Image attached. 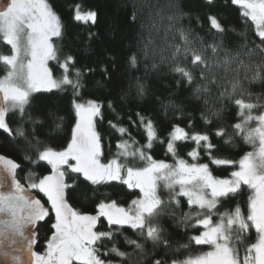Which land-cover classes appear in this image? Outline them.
I'll use <instances>...</instances> for the list:
<instances>
[{"label": "snow or ice", "instance_id": "1", "mask_svg": "<svg viewBox=\"0 0 264 264\" xmlns=\"http://www.w3.org/2000/svg\"><path fill=\"white\" fill-rule=\"evenodd\" d=\"M219 6L216 0H203L193 12L189 0H155L148 25H140L142 31L147 27L148 35L141 36L139 54L133 52L127 63L138 70L140 54L145 60L159 57L151 70L159 73L161 65H167L180 78L175 81L178 90L200 81L191 93L195 100L218 90L217 99L231 101L237 109L239 120L230 131L222 121L224 109L209 106L208 99L199 116L205 130H197L192 113L171 100L164 104L142 77L133 78L134 93L130 84L114 94L109 89L115 85L116 72L111 56L112 63L99 64L102 78L88 89L83 78L97 69L82 70L77 67L78 56L64 51L69 45L63 16L70 12L73 23L95 27L98 10H84L80 2L66 5L63 0H0V46L8 48L7 54L0 53L6 70L0 77V133L4 134L0 138V264H131L137 252H144L141 240L151 242L154 249L172 248L157 222L167 209L181 211L178 225H183L185 234L189 229L198 233L187 237L190 244L210 247L170 264H264V96L253 98L244 88L245 81L264 83V0H223V6L235 7L241 18L235 25L215 12ZM132 7L129 19L135 23V2ZM201 8L206 9L203 14ZM193 20L204 35L195 32ZM238 27L251 31L255 40L248 39V31L238 32ZM98 36L89 31L87 40ZM227 36L242 41L239 50L225 49L222 38ZM50 61L55 62L59 77ZM152 103L160 105L163 120L148 111ZM133 106L144 110L134 111ZM169 109L174 112L172 119ZM107 114L113 119L106 120ZM252 122L255 127H250ZM105 123L107 136L100 130ZM130 129L142 134L144 142L136 140ZM113 133L116 152L108 158L105 150L111 151ZM236 137L253 145L258 141V148L238 161L218 155L235 147ZM57 141L62 146H55ZM189 144L193 146L186 156L191 162L180 155ZM157 146L173 162L155 158ZM137 161L143 166H135ZM212 166L235 170L219 177ZM36 167L50 170L40 174L32 170ZM114 182L139 194L125 207L100 192ZM244 186L251 193L247 215L239 202L233 210L220 212L224 203L242 195ZM74 203L94 208L81 211ZM184 206L188 212L182 211ZM170 215L175 219L174 211ZM252 229L255 242L247 243L241 253L239 245ZM128 231L137 239L126 236ZM121 237L133 252L120 249ZM41 244L42 252L37 250ZM148 264L169 261L160 258Z\"/></svg>", "mask_w": 264, "mask_h": 264}, {"label": "trees", "instance_id": "2", "mask_svg": "<svg viewBox=\"0 0 264 264\" xmlns=\"http://www.w3.org/2000/svg\"><path fill=\"white\" fill-rule=\"evenodd\" d=\"M63 2L67 4H72L76 2H80L84 5V10L89 8L96 9L99 12V22L93 27L91 25H83L79 23H73L71 20V13L67 12L63 16V20L68 28V40L65 41L69 47L65 48L64 51L68 52L72 51L73 54L78 56L79 63L77 67H80L82 70H86V68H96L97 73L91 76H85L83 78V82L85 83L88 89H93L94 84L92 83L94 80H99L102 77L98 73L99 64H109L112 63L111 60L108 59L109 56L115 58L116 64V72H115V85H109V89L113 91V93H117L120 88L128 89L129 85H132V92L135 91V80L134 77H142V82L149 85L150 88H154L155 96L159 97L160 101L164 104H168L169 101H173L176 104H182L186 113H192L195 117L194 123L197 125V130H205L202 127V121L199 120L200 111L204 110V99H208L209 106L214 107V109L223 108L222 121L224 122V126L229 128L230 126L236 122H238L239 117L237 116V109L231 103V101H219L217 99L218 90H212V96L210 97H201L199 100H195L191 98L192 90L197 86L200 81H197V84L191 85V87L186 84L181 89H177L175 85V81L180 79L178 76L171 74L168 70L167 65H161V70L159 73L153 72L151 70V64L153 62L159 63V57L153 61L151 58L145 60L143 55L140 54V64L138 70H133L129 68L127 63V57L130 56L133 52L139 54L138 41L141 36L147 37L148 30L147 27L142 31L140 25L143 23L148 25V16L150 12V7L155 3V0H63ZM133 2L137 5L138 11V20L134 23L129 17L133 11ZM189 3L192 6V11H197V6L203 3V0H189ZM216 3L220 5L215 12L223 15L226 18V21L230 25H235L240 21L239 14L235 7H224L223 0H216ZM201 14H203L206 9H199ZM185 26L189 25V21H184ZM192 27L195 29V32L204 35V29L196 27L195 21L191 22ZM207 28V22L205 21V29ZM89 31L98 32L99 36L89 42L87 40V34ZM237 31H248L245 28L238 27ZM221 39V38H217ZM224 40V45L226 50L237 51V45L241 43L240 39L236 36H227L222 38ZM248 39L255 40L254 35L251 31H248ZM258 43V41H256ZM60 42L57 41V44ZM0 53L7 54L8 48L4 46H0ZM258 59V58H257ZM145 64L149 66V71L147 74L145 73ZM50 67L54 69V75L58 76L61 73L55 70V62L50 61ZM5 72V67L0 64V76ZM252 73H248V76L251 77ZM241 76H244V73L241 72ZM168 85L169 87H165ZM244 88L246 93H251L253 98L256 96H264V83L260 81H255L249 83L248 81L244 82ZM69 93L71 89L68 90ZM96 95L103 97V93H96ZM112 99V96L108 97ZM252 102H255L253 99ZM133 110H144L137 109L133 106ZM264 111V109H261ZM126 109L122 113L124 116V123H127ZM148 111L151 113L154 119L163 120V112L159 104H149ZM258 114V112H255ZM174 116V112L169 109L168 118L172 119ZM135 118V117H133ZM107 119H113L112 115L107 114ZM178 122V121H174ZM187 121H184L183 124H186ZM16 125L13 123L12 127ZM183 126V125H182ZM255 122L250 124V127H255ZM105 135H108L109 130L107 129L106 123L104 127L100 129ZM132 135L136 138V140L140 141V143L144 142V138L142 134H138L136 129H130ZM167 131V129H165ZM231 134V132H230ZM3 133H0V138H3ZM117 136L116 134H112V148L109 151L107 148L105 150V155L108 158L116 152L115 142ZM127 139V137H125ZM235 147L229 146L228 149L219 153L218 155L227 156L230 159L239 160L241 156H243L246 152L252 151L258 145V141L256 145L248 144L243 139L236 137L235 138ZM219 143H223V141H219ZM55 146L60 147L62 143L57 141ZM193 145L189 144L187 147L183 148L180 152V155L185 159L190 158L186 156V152L191 149ZM8 155H13L12 153H6ZM153 155L157 159H167L168 161H172V157H165L163 147L157 146L153 152ZM13 158H17L13 156ZM201 162H207L206 160H201ZM135 166H143L140 162H135ZM213 174L219 177H226L230 174L231 171L235 170L231 166L226 168H217L216 166H212ZM33 171L40 174H47V171L50 169H44L42 171L41 167H36L32 169ZM28 171V166L25 167V171L19 173L20 177L23 178ZM23 182V181H22ZM100 192L110 194L108 198L117 200L118 203H121L123 206H127L130 201L135 198L139 192L138 190H128L126 186L119 185L114 182L113 186H102L100 188ZM250 191L244 186L242 195L235 198V200L224 203L223 207L219 208L220 212H224L226 210H233L236 206V203L239 202L241 205L242 212L247 215V198L250 195ZM101 199L105 197L101 196ZM165 198H167V194L165 193ZM185 201L182 199V204ZM74 207L80 208L81 211L92 212L94 206L88 205L83 206L82 204H75ZM175 212V219L170 215L171 212ZM183 212H188L189 209L184 206L182 209ZM181 216L180 210L167 209L165 214L162 215L157 221L162 228L164 229V236L169 239L172 244L171 249H165L163 246H157L154 249V246L151 242H145L141 240L140 242L144 244V252L141 254L137 252L131 258V264H148V261L153 259L164 258L165 260L170 261L172 259L181 260L189 256L197 255L210 247L207 245L198 246L194 243H189L187 237L193 234H198L195 230L189 229L187 234H185L183 225H178L179 218ZM46 227V226H44ZM203 230V229H200ZM45 233L42 232V237ZM50 235V233H47ZM126 236L131 239H137V236L134 235L131 231L125 233ZM256 233L255 230L252 229L248 233V239L244 244L239 245L241 253H243L244 247L247 243L255 242ZM120 240L119 247L122 251L125 252H133L131 247H128L123 243V238H118ZM181 245H188L187 248L180 247ZM43 244L37 248L38 251H42ZM179 249V251H176Z\"/></svg>", "mask_w": 264, "mask_h": 264}, {"label": "rangeland", "instance_id": "3", "mask_svg": "<svg viewBox=\"0 0 264 264\" xmlns=\"http://www.w3.org/2000/svg\"><path fill=\"white\" fill-rule=\"evenodd\" d=\"M3 2H6V0H3ZM49 66H50V62H49ZM6 74V70H5V72L0 76V77H3L4 75ZM61 75V74H60ZM60 75H58L57 77H59ZM258 148V145L256 146V148L255 149H253L252 151H255L256 149ZM170 163L171 162H173V161H169ZM44 250V249H43ZM42 250V251H43ZM210 250V248L209 249H207V250H205V251H203V252H206V251H209ZM41 251V252H42ZM203 252H201V253H199V254H197V255H200V254H202ZM197 255H194V256H189V257H195V256H197ZM189 257H186V258H184V259H187V258H189ZM184 259H181V260H184ZM170 264V263H169Z\"/></svg>", "mask_w": 264, "mask_h": 264}]
</instances>
